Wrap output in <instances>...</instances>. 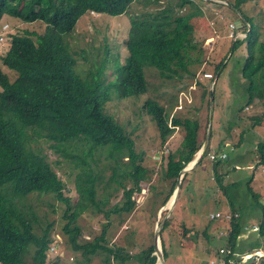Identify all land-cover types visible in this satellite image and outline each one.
<instances>
[{"label": "trees", "instance_id": "16d2710c", "mask_svg": "<svg viewBox=\"0 0 264 264\" xmlns=\"http://www.w3.org/2000/svg\"><path fill=\"white\" fill-rule=\"evenodd\" d=\"M245 1L235 0L231 3L244 17L241 27L237 29L247 34L245 38H236L232 42V49L246 43L247 55L243 57L241 67L244 81L240 83L245 89L246 97L243 109L247 110L250 106L262 108V116H250L254 121L253 125H259L264 119V32L253 26L250 18L240 8ZM133 2L136 0H0V21L5 15H11L26 22L42 21L46 24L45 31L37 34L36 38L32 32L11 34L10 48L2 56L3 64L17 75L11 78L0 67V264L60 263L61 256L53 261L48 260V252L55 242L52 233L54 222L50 221L46 228L40 224V217L29 201L33 194H51L66 205L62 216L65 222L61 227L68 237L66 242L74 249L81 250L89 261L97 255L101 257L100 264H125L130 256H134L135 251L130 252V248L125 250L124 245L109 247L106 243L107 229L113 215H117L122 224L135 210L137 200L134 193L140 189L142 181L149 179L152 170L143 164V155L136 151L132 135L107 111L106 106L112 99L113 88L120 98L140 96L149 91L144 72L147 64L153 65L163 76H180V71L195 75L196 68L191 66L196 61L186 55L181 46L183 39H186L185 34L193 30V26L182 15L173 18V14L165 12V8L150 10L156 14L145 17L155 21L162 17V23L169 29L165 24L140 26L139 36L126 41L129 49L128 64L109 77L100 70L97 73L100 76L92 80L90 79L95 75L96 69L100 68L99 64L103 65L105 59L99 64H91L86 73L81 72L77 65L79 60L65 38L67 33L73 32L77 21L85 13L95 11L120 15L129 11ZM150 4L151 1L148 5ZM200 12L199 9L197 13ZM236 19L241 20V17ZM158 32H166L168 37L160 36ZM186 40L192 48V42ZM76 52L78 53L77 50ZM214 93L213 89V96ZM208 94L210 97V90ZM210 107L211 98L208 101L209 111ZM143 110L156 121L163 144L173 135L176 126L183 127L185 131L180 148L168 154L167 165L162 169V180L170 181L165 198L167 200L175 190L180 172L196 158L203 146L209 121L205 123L199 119L174 116L169 124L170 114L166 107L149 97L143 103ZM237 124L239 122L235 121L232 128ZM212 137L213 129L209 144L198 164L211 151L216 155L215 158L210 157L216 165L229 159L226 151L220 152L211 147ZM40 143H45L53 154L63 152L67 156L70 155L68 148L75 143L90 146L89 150L78 147L83 152L75 155L74 161L78 169L75 178L76 199L66 195V182L58 172L60 169H57L61 161L51 160L50 154L38 146ZM236 145L240 147L239 143ZM100 150L109 152L105 161H102L101 156L94 155ZM251 151L257 154L256 164H264V140L259 141ZM223 154L227 156L223 157ZM125 157L128 159H123ZM89 159H93L97 166ZM243 162L244 158L241 157L235 160L234 165L239 166ZM109 168L112 172L107 175L106 170ZM226 168L222 167L216 174V188L235 196L232 187L240 188V184H224V178L221 177ZM185 179L186 174L182 177L181 186ZM126 180L131 182V187L126 186ZM100 187L102 195L99 197ZM121 189L122 199L104 210L110 197ZM245 189L256 201V205L262 208L258 232L259 238H263L264 196L254 190L252 178L246 182ZM88 208L105 213L108 220L104 223L102 232L92 239L83 238V229L77 224V218ZM233 211L236 212L235 209ZM233 211L231 212L234 213ZM238 213L239 217L230 220L226 235L211 233V228H221L222 224L210 217L202 230L183 224L181 240H178L177 235L175 242L178 247L184 246L182 238L186 240L194 232L199 235L194 236L195 241L200 237L206 238L208 243L205 249L208 252L223 255L224 264H232L231 259L240 255L237 253L238 240L245 232L244 214L241 211ZM164 217L165 214L160 221ZM166 229H171L175 234L170 217L165 219L161 230L165 259L170 254L167 243L170 242L169 232L167 240L164 234ZM259 238L254 241L253 251L241 249L243 253H253L260 248ZM214 239L222 242L224 253L220 252L221 246L219 248L213 244ZM128 241L126 237L125 243ZM130 244L129 242L128 245ZM143 251L148 253L143 264H156L153 243ZM260 263L264 264V256ZM248 264H256V260L250 259Z\"/></svg>", "mask_w": 264, "mask_h": 264}, {"label": "rangeland", "instance_id": "374dc122", "mask_svg": "<svg viewBox=\"0 0 264 264\" xmlns=\"http://www.w3.org/2000/svg\"><path fill=\"white\" fill-rule=\"evenodd\" d=\"M150 1L151 4L148 5ZM233 2L235 0H155V3L153 0H136L129 7L128 13L120 15L87 12L79 18L73 32L65 35L71 51L79 60L77 65L81 72L86 73L91 64L94 62L99 64L105 59L103 65L99 64L100 68L96 69L95 75L90 79L92 80L100 76L97 74L100 70L102 74L109 77L110 74L128 64L129 49L126 41L139 36L138 28L140 26L165 24L162 23L164 21L162 17H157L158 21L145 17L156 14L155 11L150 10H154L156 7L165 8V12L172 13L173 18L182 15L193 26V30L185 34L186 39L192 42L193 47L189 46L186 39H183L181 46L183 52L196 61L191 66L193 69L196 68L195 75L180 71V76H163L153 65L147 64L144 66V72L149 83V91L140 96L120 98L113 88L111 90L112 99L106 106L107 111L132 135L136 151L143 155V164L152 170L149 179L142 181L140 189L135 191L136 208L127 216V220L120 224L117 215L109 218L111 223L107 229V245L114 247L121 244L124 245L125 250L130 248V252L135 251L134 256H130L125 264H143L148 254L143 249H147L152 243L154 245L156 225L162 222L160 218L163 214H165L163 219L170 217L174 224L181 221L189 227L194 225L196 229L204 228L211 219L212 210L224 209L222 212H231V210H226L228 207H234L239 212H243L247 227H253L258 224H254L255 222L261 220L262 208L253 202L254 199L250 194H247L245 187L246 182L252 178L254 190L264 196V172L256 164L257 154L251 151L259 141L264 140V119L262 118L259 125H253L254 121L250 116H262V108L250 106L247 110L243 109L246 97H244L245 89L243 85H240L244 81L241 67L243 57L247 55V48L244 42L237 49H232V42L236 38L232 37L229 24L241 17V14L231 6ZM240 8L250 18L253 26L264 32V0H246L240 5ZM199 9L201 12L197 13ZM45 27L46 24L42 21L26 22L11 15H5L2 18L0 21V67L11 78H14L17 73L2 62V56L11 45V34L32 32L33 37L36 38L37 34H42L45 31ZM167 29L169 28L167 27ZM158 34L168 37L166 32H158ZM213 89L215 93L211 114L208 109V101L211 96L209 97L208 92L209 90L210 93L213 92ZM147 97L156 99L166 107L170 114L169 124L174 116L199 119L205 123L211 122L213 129L211 147L229 154L228 160L223 161L221 165H216L210 158V153L200 164L188 172L181 186L182 190L179 199L177 198L178 204L176 203L175 210L172 208L176 204L172 203L171 205L175 190L170 198L165 200L170 181L162 180V169L167 165L168 154L180 148L185 131L183 127L176 126L173 135L163 144L156 121L143 110V103ZM235 121H238L239 124L232 128ZM237 143L240 144V147L236 145ZM38 146L50 154L51 160L59 159L61 161L57 169H60L58 172L66 182V195L76 199L75 178L78 169L74 161L75 155L83 152L78 147L89 150L90 146L75 143L67 150L70 153L69 156L63 152L53 154L45 143H40ZM108 153L107 150H100L94 155L101 156L102 161L103 159L105 161ZM241 157L244 158V162L239 166L234 165L235 160ZM123 159L127 160L128 157ZM89 160L93 165L97 164L93 159ZM96 166L95 168H97ZM222 167L228 169L227 173L221 177L224 178L225 185H230L234 181L240 184V188L232 187L233 192L235 191L237 194L235 199L232 193L227 195L221 189L216 188L215 176ZM106 171L107 175L112 172L110 168ZM125 184L127 187H131L129 180H126ZM185 187L188 188L185 189ZM101 190L100 187L99 197L102 195ZM122 197L123 189L110 197L104 210L111 208ZM215 198L217 201L214 200ZM261 199L262 197L259 200ZM29 201L40 217V224L44 228L50 221L54 222L52 233L55 242L52 245L56 248L53 250L50 248L48 260L53 261L61 256L59 264L101 263L100 256H93L89 261L81 250L74 249L66 242L68 237L61 229L65 222V219L62 218L66 209L65 204L51 194H33ZM262 202L264 203V198ZM251 208L253 210H250ZM77 219V224L83 229V238L89 239L100 234L104 223L108 221L105 213L94 211L92 208L82 212ZM215 220H219L222 228L229 222L222 218ZM183 230L181 226H176L175 234L167 229L164 231L166 240L168 232L170 233L168 240L170 242H167L170 254L165 259L166 263L197 264V261L203 262L207 254L205 251V245L208 243L206 238L200 237L193 241L194 236H199L194 232L192 235L189 234L185 241L182 238L184 241L182 252L186 257L184 258L180 254L181 249L175 242L177 235L178 240H181L180 234L183 233ZM256 235V232L245 231V234H242L238 240V252L253 251L252 246L256 241L254 240ZM126 237L129 240L127 243H125ZM259 241L261 248L264 249V237L259 238ZM129 242L130 245H128ZM159 242L163 248L162 237ZM212 242L217 246L222 245L218 239H214ZM240 258L237 259L244 260L246 256ZM158 263L162 264L160 260L156 264Z\"/></svg>", "mask_w": 264, "mask_h": 264}, {"label": "crops", "instance_id": "0c3cea01", "mask_svg": "<svg viewBox=\"0 0 264 264\" xmlns=\"http://www.w3.org/2000/svg\"><path fill=\"white\" fill-rule=\"evenodd\" d=\"M238 20L236 19L234 22H237ZM237 25H238V22H237ZM221 139V138H220ZM193 162L194 161H192V163L191 164H193ZM191 164H189V165H191ZM225 171V172H224ZM223 172H224V174H226L227 173V171H228V169H226V170H224ZM187 174H188V172L186 173V177H187ZM185 175V174H184ZM183 175V176H184ZM250 178V177H249ZM234 182H236V181H234ZM234 182H231V183H234ZM253 182V181H252ZM188 187H185V189H187ZM181 190H182V188L180 189V193H181ZM180 193H179V195H180ZM244 193V192H243ZM245 194V193H244ZM233 195V194H232ZM236 196H237V194H236V192H235V196H234V199L236 198ZM179 197L180 196H178V199H179ZM178 199H177V201H178ZM214 200H216V198L214 199ZM253 200V199H252ZM175 202V204L177 203L178 204V202ZM217 201V200H216ZM253 202H255L256 203V201L255 200H253ZM174 204V205H175ZM177 204L175 205V207H173L172 209L173 210H175V208L177 207ZM228 205V204H227ZM252 206V205H251ZM235 208L234 207H232V208H230V207H228L226 210H231V211H233ZM224 209H217V210H212L211 211V214L212 213H216V212H222ZM236 210V209H235ZM250 210H253V208H251ZM227 212H230V211H227ZM236 212H239L238 210H236ZM210 214V215H211ZM238 214H240V213H238ZM239 217V216H238ZM224 220V219H223ZM230 222V221H229ZM229 222L228 223H226V225H225V227L224 228H211V233H213V234H216V232H219L221 235H226L227 234V232H228V224H229ZM244 222H246V221H244ZM164 223H165V221H164ZM256 223H258V224H256ZM183 224H185L184 222H181V221H178L176 224H174L173 223V228H175L176 226H181L182 228H183ZM254 224H256V225H259L260 224V222H255ZM186 225V224H185ZM223 225V226H224ZM157 226V225H156ZM187 226V225H186ZM194 226V225H193ZM206 226V225H205ZM205 226H204V228H205ZM253 226H255V225H253ZM191 227V226H190ZM245 231H253V232H256L257 233V237H256V239H254V240H257V238L259 237V232L258 231H254V229H253V227H247L246 226V223H245ZM171 228V227H170ZM204 228H200L199 230H202V229H204ZM253 229V230H252ZM169 232H172L171 231V229H169ZM245 234V232L243 233V235ZM169 235H170V233H169ZM193 239V238H192ZM197 240V239H196ZM176 241V240H175ZM185 241V240H184ZM193 241H195V239H193ZM180 242V241H179ZM182 243H183V241H182ZM263 244H264V242H263ZM184 245V244H183ZM180 249H181V255H183V246L182 247H179ZM196 248H197V246H196ZM219 248H220V246H219ZM221 249H224V247H222L221 246V248H220V252H221ZM257 250H260V251H262V252H264V249L263 248H258ZM205 251L207 252V254L205 255V258L203 259L204 261L203 262H198L197 261V264H210V260L211 259H214V258H219V257H222L223 258V255L222 256H218V255H216V254H214V253H210V252H208V250L207 249H205ZM237 253H239V252H237ZM240 255H238L237 257H234V258H232L231 259V261H232V264H236V263H241V264H248L249 262L248 261H250V259H244V260H238L237 258H240V256H247L249 253H239ZM250 254H252V253H250ZM183 257L184 258H186L185 257V255H183ZM241 259V258H240ZM132 261H134V260H132ZM158 261V260H157ZM187 261V260H186ZM157 263V262H156ZM159 264V263H158ZM185 264H187V263H185Z\"/></svg>", "mask_w": 264, "mask_h": 264}, {"label": "water", "instance_id": "95a60500", "mask_svg": "<svg viewBox=\"0 0 264 264\" xmlns=\"http://www.w3.org/2000/svg\"><path fill=\"white\" fill-rule=\"evenodd\" d=\"M242 17V16H241ZM242 20H244V17H242ZM213 92H211V107H210V111H211V114L213 112ZM211 129H212V124L211 122L209 123L208 125V129H207V134H206V138H205V141H204V144L203 146L201 147V150L199 151L196 159L194 160L193 164L191 165H187L185 168L182 169V171L180 172L179 174V177H178V181L176 183V187H175V194H174V202H173V205L175 204V202L177 201V198L179 196V193H180V189H181V182H182V177L184 174H186L187 172L191 171L193 168L196 167V165L198 164L199 160L202 158V155L204 154L205 150H206V147L207 145L209 144V141H210V137H211ZM167 218V217H166ZM165 218V219H166ZM165 219L162 220V222H160L157 227H156V231H155V236H154V249H155V252L154 254L156 255L157 257V260H160L162 264H167L166 263V260H165V256H164V253H163V250L160 246V232L163 228V225H164V221Z\"/></svg>", "mask_w": 264, "mask_h": 264}, {"label": "built area", "instance_id": "2783aa9c", "mask_svg": "<svg viewBox=\"0 0 264 264\" xmlns=\"http://www.w3.org/2000/svg\"><path fill=\"white\" fill-rule=\"evenodd\" d=\"M231 28L235 27L233 24H230ZM231 35L232 37L234 38H237V37H241V38H244L246 36V33H242V32H235V31H231ZM223 157L227 156V154H223L222 155ZM210 157L211 158H215L216 155L214 152H211L210 154ZM259 169L262 170V172H264V164H260L259 165ZM239 214L238 213H232V212H216V213H212L210 215V217L212 219H219V218H222V219H227L228 221H230L233 217H238ZM253 229L254 230H259V225H255L253 226ZM55 247H53L52 249H54ZM225 252V249H221V253H224ZM264 256V252L260 251V250H257L256 252L252 253V254H248L246 256L247 259H254L256 260V264H261L260 263V258ZM210 264H224V259L222 257H219V258H214V259H211L210 260Z\"/></svg>", "mask_w": 264, "mask_h": 264}, {"label": "clouds", "instance_id": "9594fccd", "mask_svg": "<svg viewBox=\"0 0 264 264\" xmlns=\"http://www.w3.org/2000/svg\"><path fill=\"white\" fill-rule=\"evenodd\" d=\"M91 12H95V11H91ZM98 13V12H97ZM237 22H238V25H237ZM237 22H232V24L235 26V27H233V28H231V26H230V24H229V26H230V28H231V30H230V32L231 31H235V32H242V33H244L243 31H239V30H235V29H237V28H239V27H241L240 25L242 24V17H241V20H238ZM246 36H247V34H246ZM245 36V37H246ZM244 37V38H245ZM237 38H240L241 39V37H237ZM189 165V164H188ZM255 231H258V230H255ZM53 247H55L56 248V246H51V249L53 248ZM53 250V249H52ZM257 251V250H256ZM255 251V252H256ZM254 253V252H253ZM250 254V253H249ZM260 260H261V258H260Z\"/></svg>", "mask_w": 264, "mask_h": 264}, {"label": "bare ground", "instance_id": "6f19581e", "mask_svg": "<svg viewBox=\"0 0 264 264\" xmlns=\"http://www.w3.org/2000/svg\"><path fill=\"white\" fill-rule=\"evenodd\" d=\"M171 201H172V202H171V205H172V203L174 202V197H173V199H171Z\"/></svg>", "mask_w": 264, "mask_h": 264}]
</instances>
